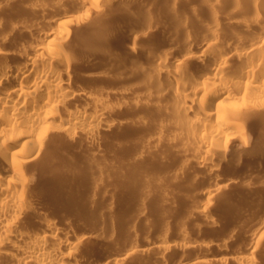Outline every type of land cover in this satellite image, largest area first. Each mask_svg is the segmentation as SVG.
Wrapping results in <instances>:
<instances>
[{"label": "bare ground", "instance_id": "bare-ground-1", "mask_svg": "<svg viewBox=\"0 0 264 264\" xmlns=\"http://www.w3.org/2000/svg\"><path fill=\"white\" fill-rule=\"evenodd\" d=\"M72 1L78 10L61 12L43 22L22 20L10 24L8 32H0V45L11 43L9 48L0 47V264H260V257H264V222L260 221L254 222L258 225L253 224V230L250 228L248 239L240 246L243 251L233 254L228 253L231 240L221 238L212 243L184 229L170 236L166 235L170 232L168 225L164 228L169 231L165 230V236L162 234L158 240L144 239L145 242L139 238L145 242L141 241L142 246L121 237L122 241H118L132 244H124L126 248L116 253L104 248L101 229L99 234L72 233L74 230L57 225L49 212L37 210L41 191L31 171L44 170L42 159L46 150L56 144L53 138L59 137L66 144L80 135L94 148L99 134L113 127L115 108L110 107L107 98H95L82 88L86 67L99 58L115 60L110 47L114 35H121V44H129L131 54H139L143 49L135 47L141 35L119 19L106 18L108 0ZM212 1L222 4L220 0ZM226 1L235 5L233 10L240 17L235 28L242 31L221 30L218 11L211 6L215 4H210L212 26L195 27L201 39L182 31L186 48L183 54L147 53L139 68L130 67L131 73L142 76L140 81L144 79V91L140 89L147 102L156 96L167 98L168 104L156 106L163 115L158 128L172 130L167 145L176 154L174 167L166 173L172 179H182L187 172L185 176L194 182H208L199 192L200 196H209L191 212L209 225L217 223L214 213L210 214L214 204L210 199L226 193L239 181L238 177L228 175L223 180L220 162L230 161L234 155V162L241 163L252 142L245 120L251 114L264 113V16L250 4ZM246 1L264 5V0ZM63 6L62 1L57 8ZM36 9L46 12L42 7ZM252 19L262 22L253 33L247 24ZM151 28L147 26L148 30ZM107 46L111 50H105ZM78 99L85 105H76ZM149 146L145 147L154 152L155 146ZM162 163L166 160L162 159ZM192 167L209 178L189 170ZM247 207H252L250 211L256 208ZM191 250L207 257L210 251L215 254L201 260L188 257Z\"/></svg>", "mask_w": 264, "mask_h": 264}, {"label": "rangeland", "instance_id": "rangeland-1", "mask_svg": "<svg viewBox=\"0 0 264 264\" xmlns=\"http://www.w3.org/2000/svg\"><path fill=\"white\" fill-rule=\"evenodd\" d=\"M62 1L63 9L57 8L58 3ZM220 1L221 5H216L212 0L107 1L106 18L119 19L129 30L141 35L135 47L143 49L139 54H131L127 48L129 44H121L123 42L121 35H118L119 37L114 35L111 40L117 48L115 46L116 49H114L112 44L110 47H113L112 51L116 56L110 52L115 60L99 58L95 64L86 67L87 76L81 80L82 88L85 93L95 98H107L110 107L115 108L114 119L112 118L113 127L99 134L94 148L80 135L66 144L59 137L53 138L56 144L46 150V156L42 159L44 170L31 171L34 174L32 176L36 178V183L40 185L38 211L49 212L57 225L68 231L74 230L72 233L94 231L91 234L96 232V234L101 232L103 234L104 232L102 241L104 248L115 250L116 253L123 251L126 244L130 246L131 241L142 246L146 242L144 239L158 240L169 230L171 234L168 232L166 235L171 236L173 233L175 236V233H180L182 229L186 233L190 231L192 236L203 237L212 243L218 242L221 238L231 240L230 246L228 243V249H232L228 250L229 254L243 251V246L242 248L240 246L244 245L245 239H248L250 228L253 230L258 224L264 222V150L261 147L264 146V113L251 114L245 120L252 142L248 151L244 153L241 163L234 162L237 157L234 155L232 160L220 162L222 163V172L220 171L223 174L222 179L225 180L228 175L227 177H238L239 181L231 185L226 193H220L219 196L217 194L216 198L212 197L214 202L212 198L210 199L211 205L214 203L212 206L215 207H211L210 214L214 213L212 216L217 220L218 225L217 223L209 225L204 219L194 217L191 212L199 201L209 196L207 193L200 196L201 192H199L203 187L208 186V182H194L185 176L187 172L183 173L186 174L182 175V179H179L180 177L172 179L169 173H166L174 167L176 154L167 145V138L171 137L172 130L160 131L158 128L161 122L159 120L163 119V115L156 106L168 104L167 98L156 96L147 102L143 96L144 79L140 81L142 76L139 78L130 70L132 66L139 68L141 63L146 61L147 53L152 55L156 52H164L170 56L183 54L186 51L183 45V32L186 31L192 36L194 34L195 39H201L195 27L212 26L210 4H215L211 6L218 11L221 30L242 31L241 28H235V23L240 21L239 14L233 10L235 5L226 0ZM237 2L245 6L250 4L249 7L262 12L264 16L263 2L257 1V4L246 0H237ZM38 7H42L46 12L36 9ZM76 10L78 8L72 0H0V32H8L10 24L22 20L43 22L61 12ZM254 20H249L247 23L251 33L262 23L261 19ZM100 24H102L101 30H104L103 23ZM149 25L152 27L150 30L147 29ZM9 45L11 46V43L5 46L0 45V47L9 48ZM109 48L107 46L105 50H111ZM118 60L119 64H117ZM124 65L126 68H123ZM76 105L85 104L78 99ZM158 135L161 138H158ZM151 137L157 143H153ZM155 144H158L157 147ZM149 145L155 146L154 152L150 153L148 147H145ZM143 148L148 149L149 153ZM160 157L165 159L166 163L163 164ZM193 169L195 172L198 171L201 177L209 178L202 170L194 167L189 170ZM224 196L227 198L225 199ZM248 204L256 206V208L253 207L255 210L250 211L252 207L248 209ZM242 217L245 221L241 219ZM246 217H250L249 221H246ZM257 221L258 224H255ZM164 225L165 228L168 225V231ZM111 226L116 228L112 229ZM117 229L121 231L120 234ZM165 230L167 232L163 233ZM107 233H110L109 236ZM104 235L107 237L105 238ZM134 236L138 238L135 239ZM115 237L119 239L116 240ZM121 237L125 242L130 240L126 238H131V241L124 245ZM139 238L145 242L138 240ZM141 241L144 243L141 244ZM197 252L199 251L191 250L186 255L193 258L201 257V260H205L215 254L214 251H210L207 257L205 253L199 252L202 255L199 253L198 255ZM263 258L260 257V264H264Z\"/></svg>", "mask_w": 264, "mask_h": 264}]
</instances>
